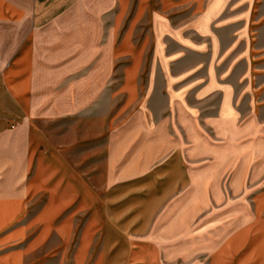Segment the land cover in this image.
<instances>
[{
  "label": "crops",
  "instance_id": "obj_1",
  "mask_svg": "<svg viewBox=\"0 0 264 264\" xmlns=\"http://www.w3.org/2000/svg\"><path fill=\"white\" fill-rule=\"evenodd\" d=\"M225 12L232 24L243 18L256 99L249 119L256 103L264 119V0H0V264H165L161 242L129 239L68 159L74 143L55 144L36 122V83H96L103 63L111 83L112 59L129 57L126 83L166 34L186 33V23L207 31ZM249 166L215 181L232 185V210L248 185L245 221L188 264H264V165Z\"/></svg>",
  "mask_w": 264,
  "mask_h": 264
},
{
  "label": "rangeland",
  "instance_id": "obj_2",
  "mask_svg": "<svg viewBox=\"0 0 264 264\" xmlns=\"http://www.w3.org/2000/svg\"><path fill=\"white\" fill-rule=\"evenodd\" d=\"M232 17L225 12L224 24L207 31L186 23V33L166 34L126 83L129 57L112 59L111 83L104 63L96 83H36V122L55 144L74 143L68 159L106 197L129 239L161 242L165 264H188L244 222L248 185H239L232 210V185L215 181L264 165L259 104L249 119L256 99L245 25ZM220 207L228 209L217 214Z\"/></svg>",
  "mask_w": 264,
  "mask_h": 264
}]
</instances>
